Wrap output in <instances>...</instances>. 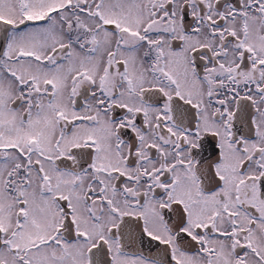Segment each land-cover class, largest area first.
<instances>
[{"label":"snow or ice","instance_id":"obj_1","mask_svg":"<svg viewBox=\"0 0 264 264\" xmlns=\"http://www.w3.org/2000/svg\"><path fill=\"white\" fill-rule=\"evenodd\" d=\"M0 264H264V0H0Z\"/></svg>","mask_w":264,"mask_h":264}]
</instances>
